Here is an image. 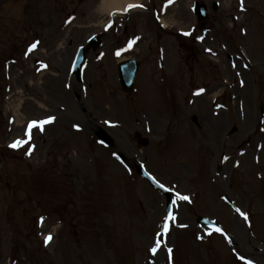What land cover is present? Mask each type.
Returning <instances> with one entry per match:
<instances>
[{
  "label": "rangeland",
  "instance_id": "1",
  "mask_svg": "<svg viewBox=\"0 0 264 264\" xmlns=\"http://www.w3.org/2000/svg\"><path fill=\"white\" fill-rule=\"evenodd\" d=\"M22 1L1 0L0 11V264H264V0H243V7L217 0L207 23L212 33L192 64L193 82L210 88L197 97L181 87L172 102L162 94L167 58L161 67L157 48L141 53L154 26L136 22L143 14L111 21L97 13L101 0H24L21 8ZM193 1L168 9L167 20L163 9L159 19H183L188 28ZM129 19L145 29L132 51L124 41L133 34L113 29ZM97 33L104 35L102 57L88 53L77 83L72 61ZM139 51L136 91L127 96L116 64ZM169 70L186 68L170 57ZM173 80L175 92L182 84ZM49 116L54 121L33 128L28 140V123ZM100 130L110 148L96 141ZM134 132L149 139L146 149L136 146ZM17 139L28 142L10 147ZM137 163L174 194L175 220L162 235L164 198L140 180ZM195 215L215 220L231 240L199 227Z\"/></svg>",
  "mask_w": 264,
  "mask_h": 264
},
{
  "label": "snow or ice",
  "instance_id": "2",
  "mask_svg": "<svg viewBox=\"0 0 264 264\" xmlns=\"http://www.w3.org/2000/svg\"><path fill=\"white\" fill-rule=\"evenodd\" d=\"M137 7H143V5H138V4H128L127 7L124 9L125 11H128L129 9H132V8H137ZM241 7H243V0H241ZM111 25H109L110 27ZM188 33H185V35H187ZM39 42H36V43H33L29 46V49L28 51L31 52L33 51L36 47H37V44ZM134 43V41H131L129 43V46H131V44ZM43 67H46V65H42ZM204 90L201 89L200 92H203ZM199 94V93H198ZM54 117L52 116H49L47 117L46 119H43V120H32L28 123L27 125V129L25 131V135L28 137V140L31 139V134H32V129L33 128H36L40 131H43L44 130V126L46 124H50L54 121ZM78 127V126H77ZM28 140H19L17 139L16 141L13 142V144L11 145V147L13 148H18L20 147L22 144H26L28 142ZM31 152V149H29V153L30 154ZM225 159H227V157H225ZM161 187H163L161 185ZM176 196H177V199L178 200H182V201H188L189 203L191 202L190 201V197L186 196V195H182L181 193L177 192L176 193ZM173 203H175V201H173ZM236 211L240 214V216H242L244 218L245 221H248V215L244 212H242L240 209H236ZM166 219H172V220H175V217H172V216H169L167 217ZM43 221V218H41V222ZM168 228H169V225L167 223H165L164 225V231L167 232L168 231ZM215 231L217 232H221L222 230L219 229V228H216ZM52 239V236L51 234L47 235L45 237V244H47L49 241H51ZM160 248V241L157 240L155 242V246L154 247H151L150 248V251L152 252L153 255H155L157 253V250ZM168 253H169V258H170V254L172 252V249L169 248L168 250ZM241 259H244V257H240ZM247 264H253L252 261H247Z\"/></svg>",
  "mask_w": 264,
  "mask_h": 264
},
{
  "label": "water",
  "instance_id": "3",
  "mask_svg": "<svg viewBox=\"0 0 264 264\" xmlns=\"http://www.w3.org/2000/svg\"><path fill=\"white\" fill-rule=\"evenodd\" d=\"M97 45H98V37L91 39V41L89 42V47L92 46L94 49L97 47ZM85 50L86 49L80 50L81 52H79V55L75 61L74 72L77 75L78 80L80 78L82 61H84V57H85ZM118 69L120 72V76H119L120 80L119 81L121 82V84L123 86V91L124 92H131L132 87H133L134 74L136 71L135 63H133V62L124 63V64L120 65L118 67ZM137 142L143 146L146 145V143L141 141V140H139Z\"/></svg>",
  "mask_w": 264,
  "mask_h": 264
},
{
  "label": "bare ground",
  "instance_id": "4",
  "mask_svg": "<svg viewBox=\"0 0 264 264\" xmlns=\"http://www.w3.org/2000/svg\"><path fill=\"white\" fill-rule=\"evenodd\" d=\"M139 0H101L97 9V13L101 17H108L109 15H121L124 13V9L128 4H137ZM105 23H103L104 25ZM45 74V73H44ZM43 75V74H42ZM47 75V74H46ZM42 76H39V78ZM16 114L17 109H15ZM21 124V120L19 119V115H17L16 127H19Z\"/></svg>",
  "mask_w": 264,
  "mask_h": 264
}]
</instances>
